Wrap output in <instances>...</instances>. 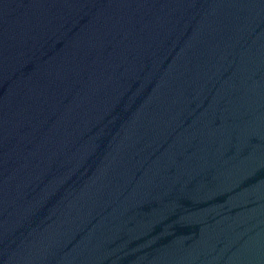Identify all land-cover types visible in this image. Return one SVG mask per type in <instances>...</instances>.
I'll list each match as a JSON object with an SVG mask.
<instances>
[{"label": "water", "instance_id": "obj_1", "mask_svg": "<svg viewBox=\"0 0 264 264\" xmlns=\"http://www.w3.org/2000/svg\"><path fill=\"white\" fill-rule=\"evenodd\" d=\"M0 264H264V0H0Z\"/></svg>", "mask_w": 264, "mask_h": 264}]
</instances>
